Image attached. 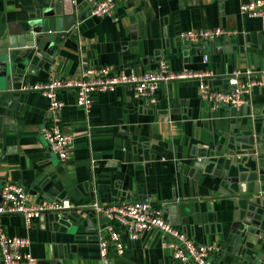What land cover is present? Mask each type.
Wrapping results in <instances>:
<instances>
[{
  "label": "crops",
  "instance_id": "crops-1",
  "mask_svg": "<svg viewBox=\"0 0 264 264\" xmlns=\"http://www.w3.org/2000/svg\"><path fill=\"white\" fill-rule=\"evenodd\" d=\"M249 1L119 0L112 15L100 17L88 7L70 30L51 33L52 53L30 54L17 70L8 66L7 77H16L0 78V183L21 184L31 203L68 199L73 206L47 211L29 228L21 214L1 216L9 235L30 239L39 264H193L176 260L157 229L136 240L122 230L124 255L110 247L101 257L98 230L106 218L92 204L137 199L161 206L194 242L216 244L211 264H254L246 255L261 231L247 234L244 218L250 198L264 196V89H253L241 112L212 109L195 79L160 83L156 104L123 85L97 91L88 110L77 104L76 90L61 89L62 128L74 137L72 155L62 161L41 135L47 98L25 88L90 67L155 70L165 60L174 72H212L213 85L226 89L233 70H264V15L242 14ZM38 2L0 0V44L25 32ZM218 27L237 33L214 42L181 38Z\"/></svg>",
  "mask_w": 264,
  "mask_h": 264
},
{
  "label": "built area",
  "instance_id": "built-area-1",
  "mask_svg": "<svg viewBox=\"0 0 264 264\" xmlns=\"http://www.w3.org/2000/svg\"><path fill=\"white\" fill-rule=\"evenodd\" d=\"M119 0H94L89 8L90 16L112 15ZM241 13L249 16L264 15V0H251L241 5ZM237 30L228 28H207L181 33L182 40L191 42H214L220 37H229ZM208 58L203 57L204 61ZM212 72L185 71L174 72L169 64L162 60L157 69L144 72L131 70H116L113 66L90 67L74 77H55L45 83H36L25 87L39 90L48 100V122L41 128V135L62 161H67L72 155L74 137L62 128L61 111L63 102L58 98L61 89L77 91L76 102L88 110L91 106V95L97 91L112 90L123 85L137 99L156 104L159 84L175 79H195L201 97L208 101L212 109L224 106L241 112L249 103L248 94L253 89H264V70L236 69L227 76L228 87L218 88L212 83ZM70 200L63 199L42 204L31 203L26 189L18 183L4 181L0 183V257L2 264H39L29 252L30 239L26 236L9 235L1 222V216L6 214H21L26 227H30L33 218L41 217L47 211H66L72 208ZM92 208L103 214L106 223L98 230V242L101 257L106 259L110 247L114 253L122 257L125 252V242L122 230L131 240L138 239L142 232L157 229L162 232L165 244L173 250V257L180 262L193 264H211L210 256L219 248L216 244H200L171 224L163 215V208L149 199L121 201L112 204H102L95 201ZM111 264H117L113 261Z\"/></svg>",
  "mask_w": 264,
  "mask_h": 264
},
{
  "label": "water",
  "instance_id": "water-1",
  "mask_svg": "<svg viewBox=\"0 0 264 264\" xmlns=\"http://www.w3.org/2000/svg\"><path fill=\"white\" fill-rule=\"evenodd\" d=\"M35 19L25 28L20 35H12L4 39L0 44V78L7 77L8 66L11 70H17L20 65H28L27 60L38 51L52 53L49 48L52 45L51 33H63L75 26L79 14L83 12L94 0H38ZM86 16L85 12L81 18ZM26 49V50H25ZM7 77V82L15 78ZM260 188L256 190L259 192ZM260 195H262L260 193ZM264 196L251 197L253 209L244 218L247 234L259 232L255 252L247 254L254 264H264Z\"/></svg>",
  "mask_w": 264,
  "mask_h": 264
}]
</instances>
